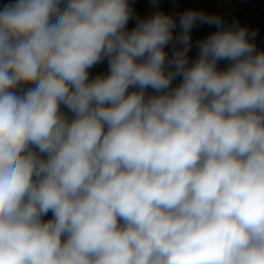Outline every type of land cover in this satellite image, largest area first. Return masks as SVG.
Returning a JSON list of instances; mask_svg holds the SVG:
<instances>
[{
  "label": "clouds",
  "instance_id": "1",
  "mask_svg": "<svg viewBox=\"0 0 264 264\" xmlns=\"http://www.w3.org/2000/svg\"><path fill=\"white\" fill-rule=\"evenodd\" d=\"M132 18L129 0L0 9V264H264L257 31ZM198 23L218 30L189 64Z\"/></svg>",
  "mask_w": 264,
  "mask_h": 264
},
{
  "label": "built area",
  "instance_id": "2",
  "mask_svg": "<svg viewBox=\"0 0 264 264\" xmlns=\"http://www.w3.org/2000/svg\"><path fill=\"white\" fill-rule=\"evenodd\" d=\"M200 5L209 15H219L226 27L238 21L249 31L256 30L254 43L257 51H264V0H200ZM217 30L215 26L206 27L198 32L196 41L207 38ZM228 63L226 60L219 61L218 69L225 70Z\"/></svg>",
  "mask_w": 264,
  "mask_h": 264
},
{
  "label": "crops",
  "instance_id": "3",
  "mask_svg": "<svg viewBox=\"0 0 264 264\" xmlns=\"http://www.w3.org/2000/svg\"><path fill=\"white\" fill-rule=\"evenodd\" d=\"M145 1L146 0H129L133 8V15L135 14L136 10L144 4ZM14 2L15 0H0V9H2V7L5 4L14 3ZM158 7L159 9L156 10L152 15H154L156 12H163L166 15H171L173 19L177 21V27L173 30L174 37L181 31L179 27V16L183 14L186 10L203 11L204 13L209 14L205 10L202 9L200 5V0H178L175 3V5H173L172 3L169 4L168 1L158 0ZM152 15H150L149 17H151ZM206 27H208V25L198 23L196 26L193 27L191 31L192 47L188 53L189 64H191L198 57V54H199V49L197 47V41H196V35L198 34L199 31L205 29ZM176 46L181 47V45H176ZM165 52L168 54V57L171 58L173 54L172 43H170L169 45L165 47ZM108 71H109L108 62L105 59L102 63H99L95 65L93 68L89 69V78L92 79L96 77L97 75H107ZM180 82H181V78L177 77L176 79L173 80L172 87L177 86ZM31 86L32 85H25L24 87L28 88ZM132 90L134 89H129V91H132ZM147 94L152 95L155 93L153 92L152 89H148Z\"/></svg>",
  "mask_w": 264,
  "mask_h": 264
},
{
  "label": "trees",
  "instance_id": "4",
  "mask_svg": "<svg viewBox=\"0 0 264 264\" xmlns=\"http://www.w3.org/2000/svg\"><path fill=\"white\" fill-rule=\"evenodd\" d=\"M158 9H159L158 5L155 7L153 6L152 0H146L144 4L136 10L135 14L133 15V18L130 19L127 29L128 30L133 29L136 26L137 19H146ZM62 111L67 113V109L65 108H62ZM68 114L71 115L70 113ZM51 218H52L51 212H49L46 216L43 217L44 220H48Z\"/></svg>",
  "mask_w": 264,
  "mask_h": 264
},
{
  "label": "rangeland",
  "instance_id": "5",
  "mask_svg": "<svg viewBox=\"0 0 264 264\" xmlns=\"http://www.w3.org/2000/svg\"><path fill=\"white\" fill-rule=\"evenodd\" d=\"M164 1H168L169 4L172 3L173 5H175V3H176L178 0H164Z\"/></svg>",
  "mask_w": 264,
  "mask_h": 264
}]
</instances>
